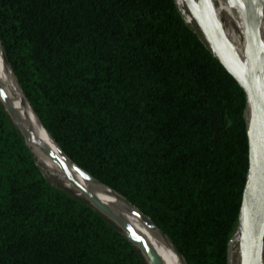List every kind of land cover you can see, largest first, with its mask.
<instances>
[{
	"label": "trees",
	"instance_id": "obj_1",
	"mask_svg": "<svg viewBox=\"0 0 264 264\" xmlns=\"http://www.w3.org/2000/svg\"><path fill=\"white\" fill-rule=\"evenodd\" d=\"M212 2L244 44L237 8ZM192 24L182 0H0V47L60 151L185 264H226L247 168L245 97ZM0 264H145L42 175L1 105Z\"/></svg>",
	"mask_w": 264,
	"mask_h": 264
},
{
	"label": "water",
	"instance_id": "obj_2",
	"mask_svg": "<svg viewBox=\"0 0 264 264\" xmlns=\"http://www.w3.org/2000/svg\"><path fill=\"white\" fill-rule=\"evenodd\" d=\"M231 1L237 8L242 21L245 72L228 46L220 24L216 20L214 8L210 0H184V5L207 48L222 68L235 81L245 97V111L247 109L248 113L246 121L244 111L247 168L235 232L239 231L241 236L239 264H264V47L259 33L264 0ZM0 58L4 67L9 71L11 77H13L1 47ZM24 101L26 102L25 99ZM0 105L20 134L32 157L35 158V155L39 153L44 159L56 165L62 176V180L69 184L73 190L69 192L83 199L93 210L114 225L125 239L138 250L145 264H163V262L147 241L128 224L125 219L126 214L136 217L141 223L146 225L174 253L178 261L181 264H185L181 255L173 247L168 238L146 216L119 194L102 185L72 163L60 151L37 120L42 131L55 147V153L40 141L30 130L29 126L20 119L1 87ZM35 166L39 170L36 161ZM75 175L78 176L81 183H79ZM99 186L104 187L111 197L120 202V205L111 206L110 203H102L95 195L98 192ZM229 241L227 244L226 264H230Z\"/></svg>",
	"mask_w": 264,
	"mask_h": 264
},
{
	"label": "bare ground",
	"instance_id": "obj_3",
	"mask_svg": "<svg viewBox=\"0 0 264 264\" xmlns=\"http://www.w3.org/2000/svg\"><path fill=\"white\" fill-rule=\"evenodd\" d=\"M184 3V0H182ZM231 3L232 1L229 0ZM216 20L220 24L221 30L224 34V37L228 43V46L230 47L234 57L237 59L238 63L242 67V70L246 71V65H245V59H244V44L239 42L236 38L231 36L228 32H226L223 29V26L219 20V17L217 15V11L213 5L212 0H210ZM233 4V3H232ZM234 5V4H233ZM235 6V5H234ZM187 12V10H186ZM188 14V12H187ZM189 16V14H188ZM190 17V16H189ZM264 17V4H263V11H262V18ZM191 19V17H190ZM192 20V19H191ZM264 18L262 19L261 25H260V39L262 44L264 45ZM193 21V20H192ZM0 87L2 91L4 92L5 96L7 97L9 103L13 107V109L16 111L20 119L29 126L30 130L35 134L36 137L40 139L52 152L55 153V147L53 146L50 139L45 135V133L42 131L40 125L37 122V119L32 114L31 109L28 107L26 102L24 101L13 77H11V74L9 71L4 67L2 64L1 58H0ZM247 109L245 111V117L247 121ZM35 161L37 163V166L43 176L48 179L51 176L53 179H56L59 181L60 186L67 190V191H73L69 184L64 182L62 180V176L59 172V169L56 165H54L52 162L48 161L47 159H44L43 156L39 153L35 155ZM48 177V178H47ZM55 177V178H54ZM76 179L80 182L77 175H75ZM97 193L95 194L96 197L104 204H111V206H117L120 205V202L115 200L109 193H107L106 189L99 186V189H97ZM125 219L128 222V224L136 231L138 234H140L147 243L154 249V251L157 253L158 257L162 260L163 264H181L180 261L176 258L174 253L161 241V239L152 231H150L146 225L141 223L136 217L126 214ZM234 244H239L238 252L241 251V236L239 231H236L234 235L231 237L229 241V250L232 251V247ZM232 253V252H231ZM237 262V259H235V264ZM233 263V262H232Z\"/></svg>",
	"mask_w": 264,
	"mask_h": 264
},
{
	"label": "rangeland",
	"instance_id": "obj_4",
	"mask_svg": "<svg viewBox=\"0 0 264 264\" xmlns=\"http://www.w3.org/2000/svg\"><path fill=\"white\" fill-rule=\"evenodd\" d=\"M264 18V17H263ZM262 18V19H263ZM263 22H264V20H263ZM192 27H194L196 30H197V28L194 26V24H192L191 25ZM198 31V30H197ZM263 47H264V45H263ZM51 176H53V175H51ZM51 176H49L50 178H48L47 180L52 184V185H54V186H60V183H59V181L58 180H56V179H53ZM55 178V177H54ZM61 187V186H60ZM238 249H239V244H234L233 245V247H232V251H230V256H229V263L230 264H235V259H237V262H236V264H239V254H240V251L238 252ZM232 252V253H231ZM233 262V263H232Z\"/></svg>",
	"mask_w": 264,
	"mask_h": 264
}]
</instances>
